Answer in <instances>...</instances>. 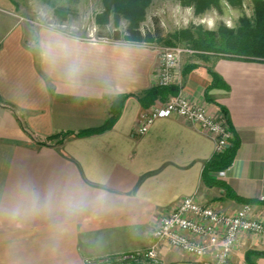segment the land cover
Instances as JSON below:
<instances>
[{
    "label": "crops",
    "instance_id": "1",
    "mask_svg": "<svg viewBox=\"0 0 264 264\" xmlns=\"http://www.w3.org/2000/svg\"><path fill=\"white\" fill-rule=\"evenodd\" d=\"M53 40L73 49L71 77L64 61L44 55ZM157 57L158 48L140 42L90 41L50 26L12 25L0 34V264H84L145 249L158 217L186 196L222 213L245 208L264 224V61L210 54L178 65L183 94L229 123L231 163L224 177L210 173L228 194L201 180L214 140L199 125L171 116L135 134ZM118 94L128 97L108 130L47 139L102 125ZM23 185L42 195L81 190L88 204L71 218L13 216V194ZM158 254L162 264H212L166 243ZM228 264H264V239L243 234Z\"/></svg>",
    "mask_w": 264,
    "mask_h": 264
},
{
    "label": "built area",
    "instance_id": "2",
    "mask_svg": "<svg viewBox=\"0 0 264 264\" xmlns=\"http://www.w3.org/2000/svg\"><path fill=\"white\" fill-rule=\"evenodd\" d=\"M90 41H105L89 32ZM202 51L187 46L172 45L158 48L157 64L152 71V87L178 86L175 95L155 99L144 108L136 135H143L160 118L178 116L199 125L214 140V154L219 155L231 146L233 138L225 117H212L201 104L189 100L182 92L178 65L182 57ZM225 169L216 172L224 177ZM243 234L264 239V224L250 216L247 209L222 213L199 203L195 197L181 198L168 212L162 213L152 229V243L145 249L129 253L90 258L84 264H162L158 254L160 244L166 243L194 257L209 256L212 264H228L232 252Z\"/></svg>",
    "mask_w": 264,
    "mask_h": 264
},
{
    "label": "rangeland",
    "instance_id": "3",
    "mask_svg": "<svg viewBox=\"0 0 264 264\" xmlns=\"http://www.w3.org/2000/svg\"><path fill=\"white\" fill-rule=\"evenodd\" d=\"M215 8L216 13L212 12ZM103 14L101 0H0V34L12 25L50 26L65 32L74 33L79 37H86L89 32L105 39V35L113 30L122 36L128 27V21L122 16L114 20L112 15L107 22L99 24L97 19ZM212 17L216 27L209 30L201 20ZM231 19L236 25L232 30L237 33L244 27L245 21L249 26L257 27L254 7L251 0H241L237 6H231L225 0H219L217 6H211L200 14L194 13L193 7L182 6L176 0H153L145 10V17L139 24L141 33L149 32V41H136L150 47L180 45L197 50L192 46V39H202L204 43L211 40L207 33H213V44L219 41L217 36L220 28H228L225 21ZM229 29V28H228ZM189 31L192 39L177 37L182 31ZM177 37V38H176ZM122 40V39H121ZM172 43V45H168ZM201 51V50H197ZM210 53L190 56L194 60L205 59ZM57 139V138H56Z\"/></svg>",
    "mask_w": 264,
    "mask_h": 264
},
{
    "label": "trees",
    "instance_id": "4",
    "mask_svg": "<svg viewBox=\"0 0 264 264\" xmlns=\"http://www.w3.org/2000/svg\"><path fill=\"white\" fill-rule=\"evenodd\" d=\"M153 0H101L103 5V14L98 16V23L107 22L109 16L112 15L114 20H118L119 17H123L128 21V27L126 28V37L121 36V33L117 30H113L111 34L105 35L115 40H129V41H149L152 37L149 32L141 33L139 24L145 17V10ZM182 6L193 7L195 14H200L211 6H217L219 0H176ZM231 6H237L241 3V0H225ZM254 7L255 20L258 21L257 27L249 26L245 21L244 27L234 33L232 29L220 28L217 36L219 41L216 45L213 44V33H207V36L211 38L210 41L204 43L202 39H192V35L189 31H182L177 34L187 39H192V46L197 50L208 51L210 54H220L227 58L236 59H257L264 61V0H251ZM176 37V38H177ZM168 45H172L169 43ZM213 78L215 76L212 74ZM167 92H173L172 95L177 93V89L174 87H152L145 91L141 97H139L140 103L144 107L150 105L157 98H166ZM128 97L127 94H118L111 102L108 116L102 125L84 129L77 132H61L53 134L47 139H57V143H61L63 139L68 136H85L88 134H96L108 130L116 121L120 114V110L124 100ZM0 104H3L0 100ZM234 152V144L219 155H213L212 158L204 164V168L201 174L202 182L207 186L217 185L227 190L228 194H231L227 187L218 179L210 175L211 172H217L223 170L231 163ZM233 196V195H232ZM234 199L244 202L246 204L255 203V200H242L233 196Z\"/></svg>",
    "mask_w": 264,
    "mask_h": 264
},
{
    "label": "clouds",
    "instance_id": "5",
    "mask_svg": "<svg viewBox=\"0 0 264 264\" xmlns=\"http://www.w3.org/2000/svg\"><path fill=\"white\" fill-rule=\"evenodd\" d=\"M212 12L216 10L213 7ZM209 30L216 27V21L212 17L201 20ZM226 27L234 28L236 25L231 19L225 21ZM44 55L53 63L65 62V70L71 77L78 71V60L72 47L61 40H53L44 45ZM88 204V194L72 188L61 191L49 190L41 194L28 185H23L13 194V205L10 209L13 216L30 217L36 214L54 215L62 213L66 218H71L81 212Z\"/></svg>",
    "mask_w": 264,
    "mask_h": 264
}]
</instances>
